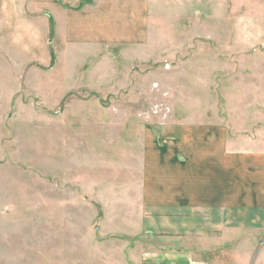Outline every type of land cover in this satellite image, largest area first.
I'll list each match as a JSON object with an SVG mask.
<instances>
[{"label":"rangeland","instance_id":"1","mask_svg":"<svg viewBox=\"0 0 264 264\" xmlns=\"http://www.w3.org/2000/svg\"><path fill=\"white\" fill-rule=\"evenodd\" d=\"M58 2L0 0V264H135L149 149L177 144L195 112H246V50L264 81V0H140L144 39L103 44L81 18L67 39Z\"/></svg>","mask_w":264,"mask_h":264},{"label":"crops","instance_id":"2","mask_svg":"<svg viewBox=\"0 0 264 264\" xmlns=\"http://www.w3.org/2000/svg\"><path fill=\"white\" fill-rule=\"evenodd\" d=\"M16 1L26 5L29 0ZM59 1L67 39L74 38V22L79 18L87 37L83 39L94 44L144 39L148 17L139 9L140 0ZM142 1L149 4L151 0ZM246 1L252 6L256 0ZM121 5L127 23L118 19ZM15 12L26 14L24 8L22 13ZM258 15H246V24ZM108 23L117 29L125 24L126 32L118 31V37L104 33ZM253 40L259 43V36L246 33V47ZM197 51L211 55L214 50ZM247 56L246 50V112L242 116L230 117V107L224 112L214 107L195 112L194 118L186 116L179 123L177 144L151 145L149 166L154 168L142 182L137 225L131 227L134 234L146 233L147 249L142 256L134 249L132 263L264 264V81L259 63Z\"/></svg>","mask_w":264,"mask_h":264}]
</instances>
